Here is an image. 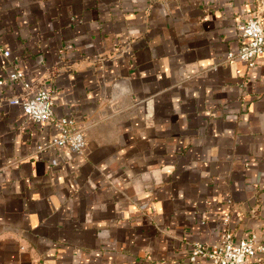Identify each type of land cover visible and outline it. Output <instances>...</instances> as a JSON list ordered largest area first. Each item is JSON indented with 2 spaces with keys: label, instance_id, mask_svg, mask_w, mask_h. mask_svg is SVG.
Wrapping results in <instances>:
<instances>
[{
  "label": "crops",
  "instance_id": "0c3cea01",
  "mask_svg": "<svg viewBox=\"0 0 264 264\" xmlns=\"http://www.w3.org/2000/svg\"><path fill=\"white\" fill-rule=\"evenodd\" d=\"M264 0H0V264H211L264 244V54L228 60ZM84 129L52 145L14 97ZM248 264H264V252Z\"/></svg>",
  "mask_w": 264,
  "mask_h": 264
},
{
  "label": "built area",
  "instance_id": "2783aa9c",
  "mask_svg": "<svg viewBox=\"0 0 264 264\" xmlns=\"http://www.w3.org/2000/svg\"><path fill=\"white\" fill-rule=\"evenodd\" d=\"M239 34L242 44L237 52H230L228 60L238 59L250 67L257 64L258 58L264 54V27L259 17H249L244 23L239 24ZM5 56H10V50L0 47ZM12 80H21L28 94L24 97H14L12 104L21 105L24 114L35 123H44L55 119L59 130L52 145L69 146L81 152L86 144L84 129L76 125L70 117H55L54 94L44 87L34 89L31 82L25 81L24 73L16 70L10 75ZM3 84V81H0ZM259 252H264V244L255 234L248 238L234 241L232 235L226 232L219 243L206 247L202 243L195 244L194 255L207 256L211 264H248L250 258Z\"/></svg>",
  "mask_w": 264,
  "mask_h": 264
}]
</instances>
